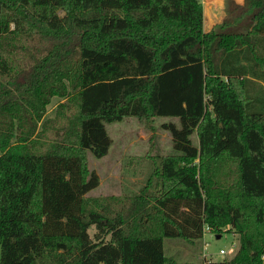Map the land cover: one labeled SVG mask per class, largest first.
Wrapping results in <instances>:
<instances>
[{
  "label": "trees",
  "instance_id": "16d2710c",
  "mask_svg": "<svg viewBox=\"0 0 264 264\" xmlns=\"http://www.w3.org/2000/svg\"><path fill=\"white\" fill-rule=\"evenodd\" d=\"M203 16L200 0H0V264H179L164 240L205 224L238 236L215 264H260L264 0L209 31ZM127 117L176 119L173 153L138 193L88 200L86 153Z\"/></svg>",
  "mask_w": 264,
  "mask_h": 264
},
{
  "label": "rangeland",
  "instance_id": "374dc122",
  "mask_svg": "<svg viewBox=\"0 0 264 264\" xmlns=\"http://www.w3.org/2000/svg\"><path fill=\"white\" fill-rule=\"evenodd\" d=\"M200 1L204 7L209 5L212 8L217 5L215 13L219 16L222 11L218 6L219 0H213V3H208V0ZM233 2L232 0L226 1L223 6L225 13L229 7L235 5ZM204 11L208 12L203 21L205 19L207 21L210 8L205 7ZM249 79L251 82L248 83V89L251 93L260 92L261 87L264 90V86L259 80H253L251 77ZM56 104L57 101L54 100L47 106V117L52 116V110ZM171 121L177 123L176 119L164 117H156L151 120L127 117L120 122L105 124L112 143L108 153L102 158H96L90 152L86 153L87 168L96 173L99 184L85 198L91 200L99 196L138 193L146 185L147 177L153 170L156 157L173 153L171 135L161 127L162 123ZM191 140L193 145H198L195 133L191 136ZM227 229L228 227H225L224 231ZM93 232V229L89 230L90 235ZM219 237L217 239L215 236L211 237L205 234L204 239L209 243L208 253L215 255L219 249L227 250L232 246L238 248V236L233 230L224 232ZM163 246L165 255L179 264H202L203 262L202 240L201 242L187 243L176 238L165 239Z\"/></svg>",
  "mask_w": 264,
  "mask_h": 264
},
{
  "label": "built area",
  "instance_id": "2783aa9c",
  "mask_svg": "<svg viewBox=\"0 0 264 264\" xmlns=\"http://www.w3.org/2000/svg\"><path fill=\"white\" fill-rule=\"evenodd\" d=\"M205 234H208L211 237H214L215 234L211 231L209 226L206 224L203 225L202 228V242H203V247H202V254H203V262L202 264H215V263H221L223 262L224 259L229 261L232 256L236 253L237 251V246L236 248L234 246L228 248L227 250L224 249H219L218 252L213 255L211 253L207 252V249L209 247V243L205 241L204 236ZM260 264H264V255L260 257Z\"/></svg>",
  "mask_w": 264,
  "mask_h": 264
},
{
  "label": "crops",
  "instance_id": "0c3cea01",
  "mask_svg": "<svg viewBox=\"0 0 264 264\" xmlns=\"http://www.w3.org/2000/svg\"><path fill=\"white\" fill-rule=\"evenodd\" d=\"M226 1L228 2V0H219V9L221 8V13L219 14V16H217V14L215 13L217 10V5L216 7L213 6L212 8L209 5H206L205 7H209L210 8V13L209 16L207 17L209 20L206 21V19L203 21V29L204 31H209L210 29H212L218 22L221 21L222 17L225 15L224 12V4L226 3ZM233 2V0H232ZM242 0H235L233 3L237 4V3H241ZM208 3H213V0H208ZM205 7L203 6V10L205 9ZM209 10V9H208ZM208 11H204V16L203 19L205 18L206 14Z\"/></svg>",
  "mask_w": 264,
  "mask_h": 264
},
{
  "label": "water",
  "instance_id": "95a60500",
  "mask_svg": "<svg viewBox=\"0 0 264 264\" xmlns=\"http://www.w3.org/2000/svg\"><path fill=\"white\" fill-rule=\"evenodd\" d=\"M220 238L219 235L217 236V239Z\"/></svg>",
  "mask_w": 264,
  "mask_h": 264
}]
</instances>
